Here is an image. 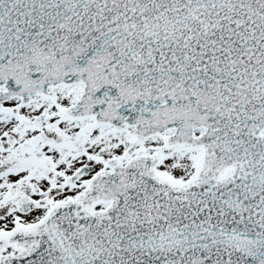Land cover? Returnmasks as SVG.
<instances>
[{
  "label": "snow or ice",
  "instance_id": "6c2138e0",
  "mask_svg": "<svg viewBox=\"0 0 264 264\" xmlns=\"http://www.w3.org/2000/svg\"><path fill=\"white\" fill-rule=\"evenodd\" d=\"M0 264H264V0H0Z\"/></svg>",
  "mask_w": 264,
  "mask_h": 264
}]
</instances>
